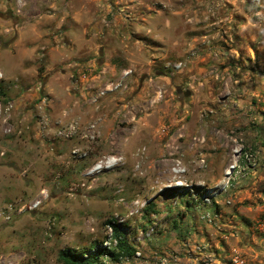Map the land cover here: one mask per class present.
Segmentation results:
<instances>
[{
    "label": "rangeland",
    "instance_id": "1",
    "mask_svg": "<svg viewBox=\"0 0 264 264\" xmlns=\"http://www.w3.org/2000/svg\"><path fill=\"white\" fill-rule=\"evenodd\" d=\"M260 132L264 0H0V264H264Z\"/></svg>",
    "mask_w": 264,
    "mask_h": 264
},
{
    "label": "trees",
    "instance_id": "2",
    "mask_svg": "<svg viewBox=\"0 0 264 264\" xmlns=\"http://www.w3.org/2000/svg\"><path fill=\"white\" fill-rule=\"evenodd\" d=\"M262 135H264L263 132ZM105 224L111 231V242L104 245L102 242H94L89 247L82 248H63L57 254V260L60 264H105L102 257H108L114 262L123 258L132 257L135 254V248L128 242L123 233L110 220Z\"/></svg>",
    "mask_w": 264,
    "mask_h": 264
},
{
    "label": "built area",
    "instance_id": "3",
    "mask_svg": "<svg viewBox=\"0 0 264 264\" xmlns=\"http://www.w3.org/2000/svg\"><path fill=\"white\" fill-rule=\"evenodd\" d=\"M135 254H136L137 256L139 255L138 252H136ZM238 264H244V262H243V261H238Z\"/></svg>",
    "mask_w": 264,
    "mask_h": 264
}]
</instances>
